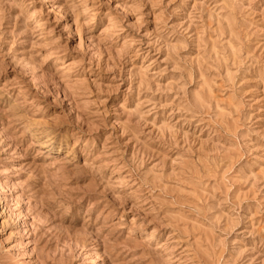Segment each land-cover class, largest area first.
<instances>
[{
	"label": "clouds",
	"instance_id": "1",
	"mask_svg": "<svg viewBox=\"0 0 264 264\" xmlns=\"http://www.w3.org/2000/svg\"><path fill=\"white\" fill-rule=\"evenodd\" d=\"M0 264H264V0H0Z\"/></svg>",
	"mask_w": 264,
	"mask_h": 264
}]
</instances>
